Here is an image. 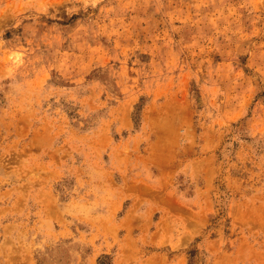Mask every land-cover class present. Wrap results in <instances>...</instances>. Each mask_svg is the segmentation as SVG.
<instances>
[{
  "label": "rangeland",
  "instance_id": "374dc122",
  "mask_svg": "<svg viewBox=\"0 0 264 264\" xmlns=\"http://www.w3.org/2000/svg\"><path fill=\"white\" fill-rule=\"evenodd\" d=\"M0 264H264V0H0Z\"/></svg>",
  "mask_w": 264,
  "mask_h": 264
}]
</instances>
